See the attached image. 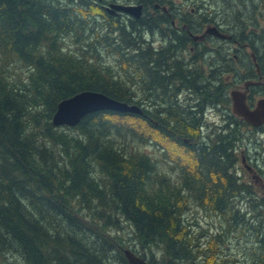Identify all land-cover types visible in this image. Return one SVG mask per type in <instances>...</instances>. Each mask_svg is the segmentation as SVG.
I'll use <instances>...</instances> for the list:
<instances>
[{
	"label": "trees",
	"instance_id": "16d2710c",
	"mask_svg": "<svg viewBox=\"0 0 264 264\" xmlns=\"http://www.w3.org/2000/svg\"><path fill=\"white\" fill-rule=\"evenodd\" d=\"M116 1L121 2L0 0V264H129L124 253L129 243L137 245L132 251L149 256L151 262L160 253L163 264H235L239 257L244 263L249 259L264 264V199L255 192L257 183L242 180L235 168L239 159L235 149L244 141L238 125L251 124L229 109L223 113L229 105L230 73L236 75L232 80L243 82L249 74L250 80L262 82L252 89L264 95V28L260 25L264 0L231 4L227 10L237 22L233 28L226 29L214 17L211 3L205 10L202 23L222 26L220 30L231 36L211 35L208 40L235 41L237 51H251H244L238 60L233 57L230 72L220 63L211 82L206 79L204 94L198 91L203 86L201 74L196 75L198 80L194 72L182 77L166 74L162 51L168 46L163 28L172 32L171 40H194L193 35L203 32L205 26L193 18L203 7L193 12L176 9L174 0L169 5L151 0L171 15L159 28L150 18L147 0L140 1L146 9L140 18L120 10L111 14L100 7L101 3L111 7ZM93 3L107 19V32L96 24L100 16L86 18L79 10L85 6L97 11ZM163 21L165 17L160 18ZM156 32L162 36L160 49L150 41L142 43L147 33ZM100 45L111 46L126 64H138L147 74L110 71L100 58ZM187 80L199 84L190 92L192 120L181 119L186 110L176 89ZM83 90L138 105L137 92H142L146 115L101 110L86 115L77 126L56 127L52 118L59 102ZM198 99L202 105L204 101L222 104V118L235 125L224 134L211 130L214 139L210 128L207 134L201 132L206 112L197 111ZM114 114L133 116L139 124L116 122ZM146 128H155L165 138L180 137L197 159L198 174L184 178L181 185L161 175L151 156L130 141ZM182 135L190 138L188 143ZM247 159L256 167L251 156ZM196 208L211 219L204 230L198 218L191 223L185 217ZM232 234L242 247L222 253ZM207 235L214 247L204 243ZM249 238L256 246L250 251Z\"/></svg>",
	"mask_w": 264,
	"mask_h": 264
},
{
	"label": "rangeland",
	"instance_id": "374dc122",
	"mask_svg": "<svg viewBox=\"0 0 264 264\" xmlns=\"http://www.w3.org/2000/svg\"><path fill=\"white\" fill-rule=\"evenodd\" d=\"M125 1H127V0H121V2H118V3L125 4ZM128 1L134 3L138 0H128ZM140 1L141 0H139V3H141ZM147 1H148V5H149L148 10H149V13H151L154 4L151 2V0H147ZM162 1H164L167 5H169L168 1H171V0H162ZM194 1L195 2L193 3L191 0H174V3H175L174 5H175L176 9L184 7L186 10H189V11L192 10L193 12H195L197 6H200L201 8L203 7L200 10L197 9L196 10L197 14H196V16L193 17L194 20H196V24H199V23H202V21L204 19V15H205L204 12L206 9H209L210 3H211L212 4V9H211L212 14L214 15V17H217L216 19L221 20L223 26L226 29L227 28H233L234 25H237V22H235L236 20L233 19L230 11L227 9H232L231 4L235 5V4H237V2H239V0H236V1H233V0L225 1V0H223L221 2L218 0H194ZM94 5H96V4H94ZM96 6H97V8H96L97 11H91L89 8H86L85 6H80L79 10H80V12H81V9L83 10L82 16H85L86 18L87 17H98V16H100V14H102V9H103V11L108 12L107 5L105 3L104 4L101 3L100 7L102 9L98 5H96ZM225 10H227V11H225ZM115 15H117V14H115ZM96 24L102 29V32H104V31L107 32L109 30V25L107 24V19L102 17V16L97 18ZM202 24H203V26H205L206 29L209 26V24L207 25V23L206 24L202 23ZM248 24H249V22H248ZM260 25L262 28H264V13H263V15L260 16ZM158 26L159 25H157L156 27H158ZM220 27L223 28L222 26H220ZM160 31H161V29H160ZM162 31H163L164 38L167 39L166 41H167V45H168L167 49H163L162 51L165 52L166 55H168L167 57H170L171 56V51H170L171 43L170 42L172 41L171 39H173V34H171L172 32L169 33L164 28L162 29ZM114 34H116V33H114ZM114 34H112V35L114 36ZM161 38H162V36L160 35V33L156 32V34H154V35L147 33L143 37V40H147V41L152 42L154 47H157L158 49H160V45H161V41H162ZM89 40L94 41L92 39V37H90ZM215 43L217 44L216 54L219 53L220 60L223 59V60H221L222 68L224 69V68L229 67L228 68L229 72L231 71L230 66L232 64H234V62L232 61L233 57H237V60H238L241 58V56H243L246 53H250V51H251V50H244L246 53L243 50L237 51L240 49H238L239 46L235 43V41L230 42L229 40H218ZM247 44L248 43H246L245 45H247ZM99 48L102 49V53L100 54V58L102 59V61H104L106 63V66L111 69L110 71H117V72H120L123 74H127V73L130 74L133 72L137 73V71H138L140 76L141 75L145 76L147 74L146 71L143 70V68L140 69L138 64H135V65L133 63H130V65L126 64L127 62H124V57H122L121 55H119L115 51H113V48L111 46L100 45ZM211 51H213V44H211ZM120 58H121V61L119 60ZM216 58H218V57H216ZM204 59L206 60V62H204V65H206L207 68L209 67L210 62H212L213 60L216 61L215 57L213 55H210V54H207ZM131 64L134 66H132ZM125 70H128V71H125ZM112 73L114 75L119 74V73H115V72H112ZM227 74H228V72H225L224 76ZM235 76L236 75H232V73H230V75L228 77L234 78ZM196 77H197L196 80H198V76H196ZM241 85H242V83H241ZM134 86H135L136 91L140 90V89H137L139 87H137L135 84L133 85V87ZM230 93H231V90H229V95H230ZM137 97H139L138 99H140V97L144 98V94L142 92H137ZM262 97H264V96L258 95V94L256 95V99L262 98ZM221 105H220V108H221ZM231 105H232V103H229V105H226V106L230 108V111L232 113V106ZM221 110H222V108H221ZM208 114H209V112H206V118H207L206 123H208V125L203 127L201 129V132H203L204 134H207V130L209 129V125H211L209 133H210V137L212 139H214L215 137L213 136V134H211V132H212L211 130H217L216 131L217 134H224V132L227 129L232 128L235 125V123L233 125H229L222 118V114L220 112L219 113L217 112L214 115L213 114L208 115ZM111 117L116 122L127 121L131 127H136L139 124V122H138L139 120L133 116L114 114V115H111ZM212 121H214L216 123L215 127H217V129H214L212 127L213 126ZM238 128H239V132H240L239 135L244 138V141L242 142V144L240 143L237 150L235 149L236 154L239 155V159L237 160V164H236L235 168H236V170H238V173L241 176L242 180L247 181V182H249V181L254 182L255 181L254 178L256 176L254 177V173H252L248 170V168L242 162V160L244 157H248V155H250L252 157L253 163H257L256 168L258 169L259 175L262 178L264 177V131L249 128V126H247L246 124H243L241 122H240V125H238ZM171 132H173V131H171ZM192 132H193V130L190 129L189 133L193 134ZM173 134H175L176 136L178 135L175 132H173ZM183 136L184 135H182L181 139H182V141H185V138H183ZM186 137H188L187 134H186ZM248 138L250 139V141L248 140ZM130 141L132 143L136 142L139 149H141L145 153L149 154L151 156L152 160L154 161L158 172L161 173V175H165L169 180H171L175 184L181 185L184 178L198 174L197 173V169H198L197 159L192 154L187 152L185 147L182 145L180 137H178V136L176 138H171V137L165 138L160 133V131H156L155 128H151V129L146 128L144 131L137 134L135 138H131ZM188 141H185V143H188ZM156 143L159 146H167V147H166V149L165 148H159L156 145ZM248 143H249V149L247 148ZM141 150H140V152H142ZM202 173H203V175L206 174L204 171ZM256 187L262 188L263 185L256 184ZM185 217H186V219H189L191 223L195 219L198 218L202 223V225L199 226V228L201 230L208 228V225H209L208 222L211 221V219L208 218V216L203 212V209H201V208L188 210L185 213ZM189 220H187V221H189ZM125 226L129 227L128 224H125ZM217 226H219V225H217ZM208 235L204 237V243H206L207 245H209L211 247H214L215 242ZM237 237L238 236L235 234L231 235V239L229 240V243L227 245H222V249H223L222 253L226 254L229 251L234 253V249L236 247H242L243 244L242 243L239 244V242L237 241V239H238ZM135 248H137L136 244L129 243V245H127V249L135 250ZM253 248H256V246L253 245V242L250 243V238H249V251L252 250ZM137 251H139V250H137ZM249 255H250V252H249ZM156 256H157V258H156L155 263H161V262H159L160 261L159 258H161L160 253L157 252ZM146 257H147L146 259L150 258L149 256H146ZM223 258H227L226 260L235 259L233 257H228V256H223ZM239 258H240V260H242L243 257H239ZM236 260H238V261L235 264H253L249 259L247 261H245V263H244V261L241 262L239 259H236Z\"/></svg>",
	"mask_w": 264,
	"mask_h": 264
},
{
	"label": "flooded vegetation",
	"instance_id": "af4514ba",
	"mask_svg": "<svg viewBox=\"0 0 264 264\" xmlns=\"http://www.w3.org/2000/svg\"><path fill=\"white\" fill-rule=\"evenodd\" d=\"M144 5V13H145V4L143 2ZM153 10L152 13H150V18L154 19L155 21H157V23L159 24V28L162 26H166L165 23L167 22V19L171 18L170 13L168 12L167 9L164 8H160L159 6H157L156 3H154L153 6ZM161 17H165V21L160 22V18ZM172 24L175 25V21H172ZM162 25V26H161ZM186 28L185 25H182V29ZM203 32H201L200 34L197 35H193L192 38L194 40H172L171 43V56L167 57L168 55L165 54V60L167 63L166 66V74H168L171 77H182V76H187V75H192V72H194V76H196L197 74H201L203 79V86H200V88L198 89V83L197 84H192L190 85L189 80L186 81V83H183L181 85H178L176 87L177 91H179L178 95L180 97V102H181V106L182 108H184L186 111L181 112L180 117L182 120L193 116V112H190L192 110L191 106H190V92L192 90H196L198 89L199 92H201L202 94H204L205 92V82L206 79L208 80V82H211V76L212 73L214 72V74H217L220 71V63L221 61H219L220 59L216 58L219 57V53L216 54V46L217 44L215 43L218 40H208L210 38V35H205L203 36V38L201 39L199 36L202 35ZM143 44H145V40L142 41ZM211 44H213V51H211ZM207 54L213 55L216 59V61H212L209 64V67L207 68L206 65H204V62H206V60L204 59L205 56ZM154 65H156L157 63L152 62ZM151 63V65H152ZM164 63H160V65H163ZM164 67L162 66V69ZM207 73V75H206ZM228 83H229V87L228 90H242L243 92H245L247 94V104L250 105L251 108H254L256 106L257 101L260 98L256 99V95L261 94V93H255L254 89H252V87L259 85L262 82H258L256 85H249V74L247 75V77H245V80L243 82L237 81L236 79H231V77H228ZM242 83V85H241ZM220 86V83L217 85ZM216 86V87H217ZM210 87V84H209ZM209 92V91H208ZM178 95L176 96V98H178ZM217 96L219 97V94H217ZM264 96V95H263ZM193 98H195V96H193ZM229 103H231V95H229ZM138 102L141 106L143 107H147V105H145V103L138 99ZM201 104L203 103L202 100L198 99L197 102H195L196 104ZM209 104V105H208ZM220 103H212L211 101H208L207 103H205L204 101V105H200L197 109V111H201L203 108L205 110V112H212L213 114L215 113H219L221 108L219 107ZM226 109L230 110L229 107L226 106ZM189 110V111H188ZM186 112V113H185ZM183 113V114H182ZM232 114V113H231ZM233 116H235V114H232ZM241 119V117H238ZM200 122V121H199ZM171 124V122H170ZM249 124V122H248ZM196 127V126H193ZM254 129L253 126L249 127ZM251 129V130H252ZM257 130H263L264 131V123L262 126L255 128ZM253 131V130H252ZM190 138H188L189 140ZM244 161L247 162L246 158H244ZM258 184L263 185V188L256 190L255 192H259L262 193V199H264V181H258Z\"/></svg>",
	"mask_w": 264,
	"mask_h": 264
},
{
	"label": "water",
	"instance_id": "95a60500",
	"mask_svg": "<svg viewBox=\"0 0 264 264\" xmlns=\"http://www.w3.org/2000/svg\"><path fill=\"white\" fill-rule=\"evenodd\" d=\"M108 9L111 13L115 10L124 11L136 18H140L143 13L142 4H111V7ZM207 33L214 34L221 38L226 37L225 34L215 26L211 27ZM250 84H255V82L249 81V85ZM231 98L233 100V111L237 115L242 116L254 126H259L264 123V98H261L253 109L247 104V94L245 92L233 90ZM101 110L144 114L143 108L138 104L115 99L102 92L83 90L60 101L52 121L55 126H76L86 115ZM125 254L129 264H154L136 255L131 250H125Z\"/></svg>",
	"mask_w": 264,
	"mask_h": 264
}]
</instances>
